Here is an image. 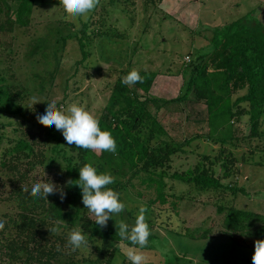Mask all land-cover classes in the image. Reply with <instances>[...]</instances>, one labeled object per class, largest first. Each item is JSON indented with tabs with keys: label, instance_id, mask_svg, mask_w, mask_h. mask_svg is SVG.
Returning a JSON list of instances; mask_svg holds the SVG:
<instances>
[{
	"label": "trees",
	"instance_id": "obj_1",
	"mask_svg": "<svg viewBox=\"0 0 264 264\" xmlns=\"http://www.w3.org/2000/svg\"><path fill=\"white\" fill-rule=\"evenodd\" d=\"M118 1L109 0V5ZM142 1L144 6H156L161 0ZM49 2L61 5L59 0H0V36L10 37L8 44H0V48L9 54L14 31L28 27L34 8ZM95 7L86 20H80L73 35L62 39L63 46L67 38L75 39L81 51L77 66L87 59V48L95 39L121 38L115 30L103 26L104 19L93 20ZM135 71L141 81L122 84V78L130 72L123 70L112 85L108 105L98 121L101 130L111 133L117 147L114 153L99 150L98 155L92 150L68 146L53 125L38 120L35 123L43 106L29 108L28 94L23 88L14 86L12 91L9 88L1 91L8 87V82L0 76V102L16 105L9 112L14 121L6 124L0 121V264H110L118 243L132 246L119 236L118 226L111 227L109 220L103 227L96 225L95 215L84 208L75 184L77 169L85 163L113 176L114 182L107 187L118 192L119 199L130 200L134 194L140 197L143 189L153 193L144 204L149 233L155 211V225L166 233L189 240L226 237L230 244L241 246L246 253L232 263L231 257H223L224 264H251L254 241L264 239V213L235 207L234 197L244 193L243 187L238 186L239 165L253 163L250 161L255 151L263 162L254 164L264 165V131L260 129L264 117V24L250 12L216 27L206 48L194 51L182 69V84L175 98L150 95L148 91L157 73ZM198 103L204 109L193 116L189 105ZM170 107V111L183 113L184 121L193 116L192 121L205 124L207 131L176 141L157 119L160 111ZM244 115L249 132L238 135L235 124ZM198 139L216 147L209 153H198L193 163L174 165L180 156L188 157L185 146ZM256 139L263 140L262 148L250 149L247 156L243 152L239 157L236 155L240 142ZM45 172L54 177L44 178V182L54 186L47 200L25 190L39 173ZM174 185H182L183 189L174 192ZM182 201L190 205L198 201L214 203L216 212L223 216V229L210 236L209 228L185 227L178 209ZM136 209L139 208L131 210ZM125 211L128 218L135 219L129 209ZM73 228L85 233L86 246L73 250L67 243ZM157 237L150 234L143 248L135 247L151 250L150 242ZM248 238L253 244L247 243ZM87 248L94 252H84ZM90 253L96 258H90ZM180 259L174 256L163 264H178Z\"/></svg>",
	"mask_w": 264,
	"mask_h": 264
},
{
	"label": "rangeland",
	"instance_id": "obj_2",
	"mask_svg": "<svg viewBox=\"0 0 264 264\" xmlns=\"http://www.w3.org/2000/svg\"><path fill=\"white\" fill-rule=\"evenodd\" d=\"M49 3L35 7L32 23L14 31L9 54L0 48V76L7 78L8 82V87H3L1 91L7 88L12 91L14 86L23 88L28 94L29 108L36 105L44 108L45 104L55 101L56 107L64 110L69 104L76 103L97 120L103 108L108 105L112 85L120 71L156 72L148 93L160 98H175L182 84V69L189 63L194 51L206 48L216 27L224 26L250 12L264 24V0H161L156 6H144L142 0H119L113 5H109V0H99L93 20L104 19L103 26L115 30L121 38L95 39L87 48V59L77 66L81 51L75 39L67 38L64 46L62 39L66 35H73L80 26V20H86L91 11L83 17L66 19L68 14L62 5ZM9 39L0 36V44H8ZM34 99L38 101L33 102ZM0 103V121L5 124L13 122L14 118L9 112L16 105L3 100ZM171 108L160 111L157 119L176 141H182L184 136L207 131L205 124L192 121L193 116L204 109L203 104L189 105L188 109L193 114L190 121H184V114L170 111ZM37 120L36 116L35 123H38ZM235 125L238 127V135L248 134L246 115L241 116L240 122ZM260 129L264 131V117ZM263 140L240 142L242 144L235 150L236 155L239 157L243 152L247 156L250 149L262 148ZM214 147L206 140L191 141L185 146L188 157L180 156L174 160V165L185 161L193 163L198 153H209ZM92 152L99 154V150ZM250 162L253 163L238 167V186L243 187L244 193L234 197V205L264 213V165L254 164L263 160L255 151ZM47 176L54 179L53 175L45 172L39 173L37 180L44 182ZM182 189V185L173 187L177 193ZM152 197V192L143 189L140 197L134 194L130 200L120 199L125 208L113 214L109 225L118 226L124 221L131 226L135 219L128 218L125 210L129 209L133 214L131 217H136L138 210L131 209L139 208ZM230 199V196L227 197V200ZM178 209L185 227L209 228L210 236L223 229V216L216 212L212 202L204 204L198 201L190 205L182 201ZM152 220L156 222L155 211ZM155 222L150 234L158 237L150 242L151 250L136 248L145 256L144 264H163L164 260L174 256L181 258L178 264H224L223 257H231L232 263L246 253L236 244L233 250L234 245L226 237L189 240L166 233ZM247 243L253 244V241L248 238ZM116 247L117 251L110 264H131L125 256L129 247L122 243ZM86 251L94 252L92 248ZM89 257L96 258L92 253Z\"/></svg>",
	"mask_w": 264,
	"mask_h": 264
},
{
	"label": "clouds",
	"instance_id": "obj_3",
	"mask_svg": "<svg viewBox=\"0 0 264 264\" xmlns=\"http://www.w3.org/2000/svg\"><path fill=\"white\" fill-rule=\"evenodd\" d=\"M68 18L83 17L89 13L97 4V0H59ZM141 81L137 71L132 70L121 80L122 84H134ZM38 100H33V102ZM37 119L41 124L53 125L59 130L68 146L75 145L81 149L103 150L108 152L116 151V141L107 130H101L99 121L90 112L76 103L69 104L66 109L61 110L56 107L55 101L45 104L42 112L38 113ZM78 179L76 186L81 192V202L84 208L95 215L98 226H105L113 214L120 213L124 208V203L119 199V193L107 187L114 182L113 176L108 172H100L89 163L77 169ZM30 195L46 199L54 192V186L50 182L34 180L29 189ZM59 190V189H55ZM64 193L61 192V199ZM47 200V199H46ZM146 207L141 204L134 223L121 221L118 225L119 236L131 242L125 252L126 259L131 264H144L145 256L135 246L143 248L148 242L150 235L148 225L145 222L144 213ZM2 226V225H0ZM117 227V226H115ZM55 231V229H52ZM67 243L73 250L87 245L86 235L79 228H73L67 236ZM252 264H264V239L254 241V251L252 254Z\"/></svg>",
	"mask_w": 264,
	"mask_h": 264
},
{
	"label": "crops",
	"instance_id": "obj_4",
	"mask_svg": "<svg viewBox=\"0 0 264 264\" xmlns=\"http://www.w3.org/2000/svg\"><path fill=\"white\" fill-rule=\"evenodd\" d=\"M169 99V98H168Z\"/></svg>",
	"mask_w": 264,
	"mask_h": 264
}]
</instances>
